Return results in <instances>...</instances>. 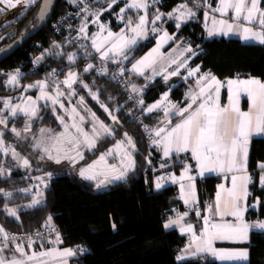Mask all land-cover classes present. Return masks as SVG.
<instances>
[{"label": "trees", "instance_id": "16d2710c", "mask_svg": "<svg viewBox=\"0 0 264 264\" xmlns=\"http://www.w3.org/2000/svg\"><path fill=\"white\" fill-rule=\"evenodd\" d=\"M40 1L38 0L31 10L28 9L24 15L2 29L0 33L3 37L2 46L12 41L35 16ZM211 1L215 3L217 0ZM81 3L83 8L105 9L110 0H84ZM123 3L124 1L121 0L102 14V19H107L114 29L120 28L121 25L116 23L112 14L119 12ZM180 3L188 4L197 12L188 19L177 37L187 40L193 52L198 53L193 61L194 64L200 63L202 70H209L222 79L241 75L257 77L264 81V45L243 43L238 38L208 37L204 23L207 11L202 0H155L151 11L159 10L164 13L165 29L172 33L175 31L174 21L168 20L165 14ZM261 5L264 8V0ZM67 8L62 0H57L51 20ZM82 12L86 15V12ZM51 20L27 39L20 48L0 61V109H2L0 117H7L8 126L3 132V138L14 142L23 153L31 150V139L22 138L25 134L22 130L26 122L29 123L28 117L24 115L9 117L3 101L20 95L27 85L35 84L37 81H47L48 88L55 93L59 84V90H62L65 96L71 94L74 98H79L80 102L83 98L85 107H88L87 109L95 114L96 119L105 125L113 122L112 116H115L117 118L115 131H125L134 141L135 166L126 179L114 182L111 190L98 192L95 182L79 176L70 167L53 164L49 168L23 170L14 158L0 153V167L5 168V174L0 175V189H3L0 192V224L7 231H34L46 226L48 217L51 216L53 225L50 226H55L59 230L63 247L86 248V251H79L70 264H264V231L257 230L251 232L249 242L241 244L249 249L247 263H219L208 253L183 260L176 259L187 238L176 228L165 229L164 224L174 211L175 214L182 213L185 205L179 198L177 186L169 185L160 191L154 188L158 168L161 163L168 162L161 160L159 164L155 163L157 168L155 172L148 166V146L142 131L131 120L133 110L131 102L110 73H100L101 62L109 66L123 67L133 78L136 86L140 84L145 87L144 110L145 105L156 101L172 85L161 78L147 82L128 70L129 65L152 46L154 38L150 37L147 41L140 42L123 61L100 60L84 40L72 41L67 34H57ZM45 50L48 51L44 52ZM50 53H62V55L56 56ZM69 54H75L74 61H68ZM39 57L42 58L37 62ZM89 60H93L95 65L85 72V65ZM13 70H20L22 74L18 84L9 86L6 84L7 72ZM53 70L57 77L49 75ZM68 71H76L80 75L71 89L62 83ZM190 81L193 80L180 81L173 87L172 98L181 101ZM38 89V87L29 88L25 93L35 94ZM93 94L96 96L95 99ZM38 114V119L31 121L32 130L46 125L60 126V119L51 107L46 105ZM144 115L153 128L158 114L144 113ZM177 118L176 116L175 119ZM13 127L22 132L21 137H17L11 131ZM99 153L97 149L89 155L93 157ZM155 156L162 158L157 152ZM177 158L179 160L173 162L170 167L175 171H179L187 162L186 155L174 157L173 160ZM263 161L264 136H257L251 143L249 169L254 177L252 198L260 197L261 217H264V189L259 188L255 181L261 171L259 164ZM6 170H11L10 174ZM51 172L53 177L47 179V185L43 187L44 195L40 197L41 203L28 207L34 197L33 188L39 189V186L35 185L37 177L44 175L45 178ZM219 181L220 178L217 176L198 179L199 190H204L206 198L213 199ZM24 189L29 191H22ZM5 193H11V196H6ZM5 205L7 208L16 209L19 219L7 215ZM255 213L250 210L252 216ZM186 219L196 228L200 227L193 213Z\"/></svg>", "mask_w": 264, "mask_h": 264}, {"label": "snow or ice", "instance_id": "6c2138e0", "mask_svg": "<svg viewBox=\"0 0 264 264\" xmlns=\"http://www.w3.org/2000/svg\"><path fill=\"white\" fill-rule=\"evenodd\" d=\"M22 0H0V3H6L8 8H15L17 4H20ZM29 2L34 3L35 0H29ZM72 3H75L76 0H71ZM117 0H110L108 4V8L110 9L113 4H115ZM262 0H219L218 6L213 9L214 12H219L221 16H225L232 12V21L229 22L227 19L216 20L213 18V24L219 25L218 28L214 27L209 30V35L222 33L224 35H228L229 33L238 32L243 40H255L261 44H264V8H261ZM155 3V0H153ZM149 7L148 0H131L130 3H126L124 8L120 9L121 14L125 13L127 9H144L145 14L139 16V20L135 23V26H132V20L129 18L128 21V30L132 33L131 36L127 35L125 31L122 29L119 34H114L111 31L107 33V36L103 38L99 43L95 38L92 40V47L100 53L101 59L109 58V54L112 53L114 55H123L124 59H127V55L125 53L126 49H130L131 46L137 43L138 38H144L146 36V25L148 23L147 20V9ZM181 9H187V11H180V14L176 16V20L178 21L176 27L179 28L180 23L185 17H191L195 15V13L187 8L186 4L180 6ZM211 7V5H208ZM3 9H0L2 11ZM107 9H100L99 11L91 13L96 16L97 19L99 15L106 11ZM84 12H88V8L85 7L82 9ZM44 10L41 9L38 19H44ZM169 17L173 16V13L168 14ZM207 18V13H206ZM121 19H123V15H121ZM161 19V15L157 14L154 19L151 21L153 25H155L157 20ZM87 27V23L85 22L81 28L80 32L85 33ZM101 31L104 30L103 25L100 26ZM153 32L156 31L155 27L152 29ZM174 37L169 36L167 32L163 34L161 40L157 42L156 48L152 49L146 56L142 57L140 60L136 61L135 64L132 65V69L139 73L143 74L145 68L153 67L158 61L159 57V49L161 47L162 42H166L167 40H171ZM108 45L105 48V45ZM103 49V50H102ZM185 51L191 53L193 56L196 55L195 52L192 51L191 47L185 49ZM52 55H62V53H50ZM42 57L37 58V62ZM68 61H74L75 54H69L67 56ZM171 63L176 64V60H172ZM187 61H181L176 71L169 73V75H178L179 69L181 67H186ZM94 66L92 64H88L84 69L85 72L91 70ZM102 73L106 72V69L100 70ZM124 69L121 68L120 72L123 73ZM155 74V69H153ZM200 71L199 66L195 69L188 70V76H193ZM50 73L49 75H53ZM21 73L19 70L16 71L15 74H9V78L6 81L8 85H16L18 84L19 77ZM115 78V77H113ZM77 74L69 71L67 77L62 81L67 88L71 89L73 83L76 82ZM164 79H168V75L164 76ZM203 85L199 87L198 93L191 96V103L188 104L187 108L179 109L177 113L181 119L179 123H176L174 126L170 128H157L154 129V133L156 137H160L159 140H154L155 144H163L164 147V156H169L172 151L177 153L186 152L189 149L192 153V158L197 161V166L199 168L200 175H203L205 172H229L234 173L231 177L232 187L225 188L223 184L219 186V191L216 194V202H215V212L219 214L221 217L225 215H231L236 218L238 223H210L209 217H204V229L203 231L197 235V233L193 229V225L182 224L183 216H186L187 213H184L181 216H178L175 220L169 219L167 223L164 224V228H171L173 225L180 226L181 233H189L191 234V239L188 245V248H195V251L192 255H195L199 252H210L214 256H218L220 259H247L248 252L247 250H242L238 252H218L213 248L212 242L216 239H233L244 241L248 239L249 225L244 223L243 221V212L244 208L241 207L240 201L247 197L248 195V185L252 180V177L247 173V160H248V152H249V143L251 138L254 135L264 134V82L259 79L250 78L247 80H228L227 87L229 92V105L221 106L219 103V93L220 88L223 86V83L218 80L215 76L211 75V73H206L201 75L197 80V85ZM28 88L38 87L40 89V97H37V101L39 99H47L51 100L53 105L59 103L60 107L63 108V103H60L59 97L64 95L63 92L59 90L60 85L57 84V92L55 96H51L48 94L46 89L49 87L47 81H37L35 84L27 85ZM87 87V85H84ZM133 91H137L135 87H133ZM246 93L247 97L250 101V107L248 111H242L239 107V96L241 93ZM214 93V94H213ZM167 93L164 94L163 99H167ZM93 98L96 96L93 94ZM37 101H34L32 97H28V102L24 105H12L11 100H4V107L10 109L11 116L15 117L18 112L23 113L28 117V120L31 121L34 117H37ZM81 103H83V98H81ZM142 104L143 101H140ZM193 105H196L193 108ZM161 106V102H157L154 105H151L147 108L148 112H152L154 109H158ZM103 107V105H102ZM172 108H175L176 105H172ZM107 111V109H105ZM73 113L76 112V109H72ZM0 113H2V109H0ZM93 118L95 119V114L93 113ZM111 115V113H109ZM165 115H168V109H165ZM58 119L63 122V117H58ZM81 121L84 119L80 117ZM116 117L112 116V120L116 121ZM170 123V122H169ZM0 125H4L7 127V117H0ZM65 132L60 133L59 136L55 137V143L52 147L56 148L57 155L53 156L51 154V149L49 147H44L43 151L48 154V159L54 160L56 163H60L61 157L60 153L64 150L60 145H68L70 150H77L80 144L83 142L88 148H92L95 146V137L101 135L99 131L93 128V137L90 138L87 132H84L83 129L73 123L71 125L72 128L76 130V135H72L69 132V126L65 124ZM100 129L103 130L106 134H112V130L107 127L103 122H99ZM11 131L17 136L21 137L22 132L28 133L30 132V123L25 124L24 129L18 131L15 127L11 129ZM48 130L41 129V132H45ZM3 133L0 132V151L8 152L9 149L4 147V142L2 139ZM80 136H83V141L80 140ZM126 137L127 144L131 146V148H135V144L132 141V138L128 136L127 133L124 134ZM23 138H27L26 136ZM34 147H40L41 144L37 143L33 145ZM117 147H120L118 143ZM13 156H18L15 149H11ZM77 156L81 159L83 158L82 154L77 150ZM112 150H109L107 155H111ZM124 155L128 157V162L125 164L123 159L121 161V170L117 173L116 165H109L108 168L112 173H117L112 175V180H122L125 178L127 172L134 167V160L131 159V153L125 151ZM44 157L42 156L41 159ZM64 159L72 160L75 163V159L67 154L63 156ZM105 161V155H101L98 161H95L92 165H89L87 168L80 169V176L94 180L96 179V173L94 171L95 167L102 162ZM23 165L25 167H29V160L23 159ZM259 168L261 169L262 174L260 175V183L264 186V162L259 164ZM190 171L189 167H185L184 173L179 177L180 181L187 179L189 182L194 180V177L188 175ZM235 173H242L241 175H236ZM3 174V169L0 168V175ZM51 176V173L48 174ZM43 182V178H38ZM107 179V175H106ZM162 177H158L155 183V187L160 189L162 187L161 180ZM173 182L177 181L175 176L170 177ZM111 182V181H109ZM103 181H101V184ZM46 186V185H45ZM100 184H97V187H100ZM181 195L185 200V203H189L188 197L194 194V183H189L188 189L189 191L185 192V185L183 183L180 184ZM3 189H0L2 192ZM22 191H29L28 189H24ZM6 196H11V193H5ZM42 196L41 192H37L36 196L33 197L32 202L28 207H33L39 205L41 200L37 197ZM212 210V206H209V211ZM5 211L7 215L16 217L19 219L17 215L16 209L7 208L5 205ZM199 215V213H197ZM51 216L48 217V221H51ZM115 228V224L112 225ZM255 227L264 229V222H258ZM0 235H2L4 243L0 245V264H28L30 261H36L37 264H47L46 261L43 260V257H59L61 258V264H67V261L63 258L71 257L75 255V252L72 249H65L62 252L58 250H49L47 252L36 253L33 252L29 255L24 248L22 243L16 244V252L20 253L21 257H27V259L21 258H13L6 259L3 257L2 253L5 248H7V241L9 239L15 240V237H10L9 234L5 231L3 226H0ZM39 235V234H37ZM57 241H59V233H57ZM32 241L29 239L28 246L31 247ZM83 251V249H81ZM177 260L184 259L183 256H177Z\"/></svg>", "mask_w": 264, "mask_h": 264}, {"label": "crops", "instance_id": "0c3cea01", "mask_svg": "<svg viewBox=\"0 0 264 264\" xmlns=\"http://www.w3.org/2000/svg\"><path fill=\"white\" fill-rule=\"evenodd\" d=\"M62 1H63L64 4H66L67 7H69V6H71V5L75 4V3L83 2L84 0H76L75 3H72L71 0H62ZM120 1L121 0H117V2L115 4H113L111 8H113ZM123 1H124V3H123L121 8H124L126 3H130L131 2V0H123ZM157 1H160V0H157ZM202 2L204 3V8H206V11H207L206 12L207 13V18H206V13H205L204 23H205V28H206L205 32H206V35L208 37H224L226 39L238 38L243 43H258V44H261V43H259L258 41H255V40H247V41L243 40L241 38V36H240V33H238V32L229 33L228 35H224L222 33H219V34H213V35L210 36L208 34L209 30L213 29L214 27H216V28L219 27L218 24L217 25L213 24V18H215L217 21L223 18V19L229 20V22H233L232 21V12L229 11V13L227 15L222 17L219 12H214L213 11V9H215L218 6L219 0H217L215 3H213L211 0H202ZM148 4H149V7L147 9V20H148V23L146 25V36L144 38H138L137 43L135 45L131 46L130 49H126L125 53H126V55L128 57L130 52H131V50L134 47H136L140 42L147 41L150 37H153L154 38V43L152 44V46H150L141 56H139L137 59H135L129 65L128 70H129L130 73H132V74H134V75H136L138 77H142L143 80H145L147 82H153V81H155L157 79H160V78L165 80L164 76L168 75V79L165 80V81L166 82H170L172 84V85H170V87H168V89L166 91H164L160 95V97L156 101L144 106L145 113L158 114V119H157L155 125L153 126L152 130L157 129V128H168L170 130V128L172 126H174L176 123L180 122L181 117L177 113L179 112V109L187 108L188 104L191 103V96L196 94V93H198L199 87L203 86L202 84L201 85H197V80L199 79V77L201 75H204L206 73H211V75L215 76L218 80H220L223 83V86L220 88V93H219V103H220L221 106L229 105V92H228V87H227V81L228 80H235V79L247 80V79H250V78H255V79H259L260 81L264 82L263 80H261L260 78H257V77L241 76V75L230 76V77L222 79V78L214 75L209 70H202L200 63H198V64H194L193 63V61H194V59H195V57L197 56L198 53L195 52L196 55L193 56L191 53L185 51V49L191 47L190 43L187 40L183 39L182 37L180 39L177 38L181 28L186 24V22L190 18V17H185L182 21H179V23H180L179 28L176 27V25L178 23V21L176 20V16L180 14V11H187V9H181L180 6L183 5V4H186V3L178 4L170 12L165 14L167 16L168 20H173L174 21L175 31L172 32V33L168 32L165 29V22L163 21L164 20V13L160 12L159 10H155L153 12L151 11L152 6L154 5L153 0H148ZM186 5H187L188 9H191L195 14L197 13L194 10V8H192L188 4H186ZM208 5H211V7H208ZM260 6H261V8H263L262 5H260ZM105 9L110 10L108 8V6ZM91 11H94V9L89 8L88 12L85 15V22L87 23V27H86V30H85V33H84V34L87 35V40L85 39L86 40L85 42L88 43L89 46H91V47H92L93 38H95L97 40V42L99 43L101 40H103L104 37L107 36V33L109 31H111L114 34H119L121 32V30L123 29L127 35L131 36L132 33L128 30V27H127L129 18H131V20H132V26H135V23H137L138 20H139V16L145 14V10L144 9H134V8L133 9H127L125 11V13H123V14H121L120 10H119V12H114L112 14L113 15L112 18L116 21V23L118 25H121L120 28L114 29V28L111 27V25H110V23H109V21L107 19L106 20H102V14L105 11H103L99 15L98 19H97L96 16L91 14ZM169 13H173V16L169 17V15H168ZM157 14L161 15V19L157 20L155 25H153L151 23V21L154 19V17ZM121 15H123V19H121ZM85 22L83 21L82 25ZM98 22H101L103 24V27H104L103 31H101V29H99V30L96 29L97 26H96L95 23H98ZM153 27H155V29H156L155 32L152 31ZM165 32H167L169 36H172L174 38L171 39V40H167L166 42H162L161 47L159 49V54H158L160 58L158 59L157 63L155 65H153V67L145 68L144 71H143V74H139V73L135 72L132 69V65L135 64L136 61L140 60L142 57L146 56L149 52L152 51V49L156 48L157 42L161 40V37L163 36V34ZM86 35H85V37H86ZM262 45H264V44H262ZM107 47H108V45L106 44L105 48H107ZM92 49L96 53V57L98 59L102 60L101 56H100V53H98L95 50V48L92 47ZM191 49H192V47H191ZM192 51H193V49H192ZM107 59H109L110 61H114V62L115 61H123V60H125L123 55H114L112 53L109 54V58H107ZM103 60H106V59H103ZM172 60H176L177 63L176 64L171 63ZM184 60L187 61L186 67H181L179 69V74L178 75H169V73L176 71L178 64L181 61H184ZM197 66H199L200 71L198 73H196L195 75H193V76H188V70L195 69ZM86 67H87V63L85 65V68ZM153 69H155V74H154ZM16 71L17 70H15L13 72H16ZM68 72H67V74H68ZM71 72H74V73L77 74V79H76V82H77V80L79 79V76H80L79 73L76 72V71H71ZM20 73L22 74L21 71H20ZM67 74L65 75L64 79L67 77ZM187 79H191L193 81L192 82L190 81V83H189V85L187 87L188 89L186 91L185 96L183 97V99L181 101L178 102L176 99L172 98L171 89L173 87H175L176 85H178L180 83V81L187 80ZM75 83H73V85ZM9 86H15V85H9ZM137 87L139 88L140 92L142 94H144L145 87L143 85H140V84L137 85ZM26 89H29V88L26 87L24 89V91L20 95L14 97V98L9 97V98H7V100L10 99L12 105H21V106H24L28 102V97H32V99L34 101H37V97H40V95H41L40 89H38L35 94H26L25 93ZM46 91L51 96H55L56 95V93L53 90L49 89V88H47ZM61 92H63V91L61 90ZM165 93L168 94L167 95V99H163ZM59 100H60V103H63V105H64L63 108L60 107L59 103L53 105L51 100L39 99L37 101V109H38L37 116L39 115L38 113L41 111V109L44 108L46 105L51 107V110L57 116H58V114L59 115L63 114L65 111L67 112V110L69 111V110H72L73 108H75V109L77 108V110H81L84 113H85V111L87 112V107H85V105L80 102L79 98H76V97L74 98L71 94H68V96H65V94H64V95L59 97ZM157 102H161L160 108L154 109L152 112H148L147 108L149 106H151V105L156 104ZM75 103L79 104L78 105L79 107L76 106ZM80 103L82 105H80ZM238 103H239V107H240V109L242 111H248L249 110L250 101H249L246 93L242 92L240 94ZM42 104H43V106H41ZM172 105H176V107L172 108L171 107ZM195 107H196V105H193V108H195ZM5 109L8 111V116L13 118V116H11V114H10V109L9 108H5ZM165 109H168V115L167 116L165 115ZM17 115H24V114L21 113V112H18ZM176 116L178 117L177 119H175ZM35 119L33 118L31 121H34ZM31 121H29V123H30V132H33L32 126H31V124H32ZM110 123H107L106 125H109ZM115 124L117 125V123H115ZM115 126H114V130L116 128ZM41 127H43V126H41ZM34 131H36V130H34ZM37 132H38V130H37ZM257 136H264V134L254 135L251 138L250 143H249V152H250V148H251L252 139L254 137H257ZM104 137L107 138V139H110L109 137H106V136H104ZM29 138L31 139L30 136H29ZM29 138L27 140H29ZM2 139H4L3 136H2ZM103 139H101V140H103ZM98 141H99V139H98ZM3 142H4V147H7L9 149V151L5 152V153H3V151H0V153L8 154L9 156H11L14 159H15V156L12 155L11 149H15L16 153H18L19 155L21 154L20 151H17L18 147H17V145L15 143H13V145H8V144L5 143V140H3ZM107 144L103 143V145L98 150L100 151ZM249 152H248V160H247V173L252 177V180L249 183L248 188H247V191H248L247 197L240 201L241 207H243L245 209L244 212H243V221H244V223H246V224H248L250 226L249 227V232H248V239L244 240V241L233 240V239H216V240H213V242H212L213 248L216 249L218 252H238V251H242V250H247L248 257H247V259H232V260L223 259L222 260L218 256L212 255V253H210V252H200V253H198V254L208 253V254H210L212 256V258L216 259L219 263H247L249 261V249L246 246L241 245V244H245V243L249 242L250 235H251L252 231H256V230L257 231H264V229H260V228L255 227V225L258 222H264V217H261L260 214H259L260 213V207H261L260 197L259 196H255V197L252 198V196H253L252 195L253 194L252 184L254 183V177L252 176V173H251V171L249 169ZM22 154H23V152H22ZM161 155H162V160L165 161V162L167 161L168 163H166V164L165 163H163V164L161 163L160 167L158 168V173H157V175L155 176V179H154V188L157 191H160V190L164 189L165 187H167L169 185L177 186L178 189H179V198L182 201V203L185 205V210L182 213H176L175 214V211H174L173 215H171L169 217V219L175 220L178 216H181L184 213H187L186 216H183L182 224H184V225H188V224L193 225V229L197 233V235H199L204 229V217L205 216L209 217L210 223L219 224V223L228 222V223L235 224V223L239 222V221L236 220L235 217H233L231 215H225V216L221 217L219 214H216L215 207H214L215 206V202H216V194L220 190L219 186L221 184H223L226 189L227 188H231L232 187L231 177H232V175L234 173H229V172L219 173V172H214L213 171V172H205L203 175H200L199 168L197 166V161L192 158V153H191L190 149L188 151H186V152H179V153H177L175 151H172L170 153V155L166 157V156H164V147H162ZM181 155H186L187 156V162L185 163L184 167L181 168L179 171H175L173 169H170V167L172 166L171 164L173 162H175V161L177 162L179 160V158H177L176 160H173V158L181 156ZM20 158H22V156ZM185 167H189L190 168V171H189L188 175L194 177V180L191 181V182H189L187 179H185L183 181L179 180V177L181 176V174L184 173ZM6 172L8 174H10L11 170H6ZM4 174H5V171H4ZM235 174L236 175H241L242 173H235ZM261 174H262V172L260 171L258 173V175H257V179H256L255 182H256V185L259 188L264 189V186H262L261 183H260V175ZM172 176H175L177 178L176 182H173L170 179V177H172ZM208 176H217V177L220 178L219 183H217L216 191H215V195H214L213 199L206 198V194L204 193V190L200 191L199 187H198V179H203V178H206ZM158 177H162L163 178L160 181L161 184H162V187L160 189H157L155 187V183H156ZM181 183H183L185 185V192L186 193L189 191V189H188L189 183H194V185H195L194 194L188 197V199H189V203L188 204H186L185 200L182 198L181 188H180V184ZM33 196H36L35 192H33ZM30 204H31V202L28 205H30ZM209 206H212V210L211 211H209ZM250 210L256 212L254 216H252L250 214ZM192 213L199 221V226H200L199 228H196L192 222L187 221V219H186V218H188L189 214H192ZM197 213H199V215H197ZM168 220L166 221V223L168 222ZM47 225H53V223L52 222H48ZM0 226H2V225L0 224ZM172 228H176L181 235H184L187 238V242H186V244L184 245V247L182 249L184 250V249L188 248V245H189V242H190V239H191V234H189V233H181L179 225H173L171 228H168V229H172ZM5 231H7V230L5 229ZM15 248H16V246H7V248H5L3 253H2L3 257L6 258V259L21 258V259H25L26 260L27 257H21L20 253L16 252ZM24 248H25V251L29 255H31L33 252L41 253V252H47L49 250H58V251L62 252L65 249H72L75 252V255L71 256V257L63 258V259H65L67 261V264H70L71 260L78 255V252L81 251V249H83V251H86V248H83V247H78V248L63 247L62 246V241L60 240V238H59V241H57V238H55L52 241L46 242L44 244L33 243L31 245V247H29L28 245H24ZM182 249L179 252L178 256H183L184 259H185L187 257H186V255H185V253H184V251ZM194 251H195V248L193 247V248L189 249V251H188L189 253L188 254H190L191 256L198 255L197 253H196V255H192V253ZM43 260L46 261L47 264H61V258H59V257H56V258L43 257ZM28 264H37V262L36 261H30V262H28Z\"/></svg>", "mask_w": 264, "mask_h": 264}, {"label": "rangeland", "instance_id": "374dc122", "mask_svg": "<svg viewBox=\"0 0 264 264\" xmlns=\"http://www.w3.org/2000/svg\"><path fill=\"white\" fill-rule=\"evenodd\" d=\"M38 0H35L34 3L29 2V0H22V2L20 4H17V6L15 8H8L6 3H0V9H3L2 11H0V33L2 32V29L8 25L11 22H14L17 20V18H20L22 15L25 14V12L30 9L31 7L37 2ZM13 2H15V0H13ZM100 9H94V11L92 12H96L99 11ZM104 20V19H102ZM85 22V19H84ZM96 24V29H101V25H103L101 22L95 23ZM12 31V30H11ZM86 40H87V35H86ZM85 40V41H86ZM2 42H3V37L0 36V48L2 47ZM57 44V43H56ZM59 44V43H58ZM48 50H45L44 52H47ZM15 71V70H13ZM7 72V79L9 78V74H15L16 72ZM20 72V71H19ZM71 100V99H70ZM76 106H78L79 104L75 103ZM80 105H82L80 103ZM79 107V106H78ZM88 108V107H87ZM93 113L90 111V109H87V112L85 111V113L81 110H77L76 108V112L73 113L72 110H67V112L65 111L63 114H58V117H63V122H61L60 120V126L59 127H55V126H50V125H46L43 127L38 128V132L37 130L33 132H28L25 133L23 135V137H27L26 139L29 138V136L31 137V150H27L26 153L22 154V150L21 149H17V151H20L21 154L18 156H15V159L18 161V166L20 168H22L23 170H26V168L29 169H43V168H49L51 165L53 164H60L63 167H70L71 169H73L74 171H76V173L80 176V169L81 168H87L89 165H92L95 161H98L101 155H105V161L102 162L101 164L97 165L94 169L95 173H96V179L91 180L93 182H95L96 186L97 184H100V187H97L98 192H104V191H109L112 189V184L114 182H117L119 180H112L111 177L112 175H115L118 173L119 170H121V161L123 159L124 163L126 164L128 162V157H126L124 155L125 151L130 152L131 153V159L134 160V166H135V156H134V152L136 150V146L135 148H131L130 145L127 144L126 141V137L124 136V134L126 133L125 131H119L116 132L114 130V126H115V121L111 122L109 125H106L107 127H109L112 130V134H106L103 132L102 129H100L99 127V120L93 118ZM39 116L34 117V119H38ZM80 117H83L84 119L81 121ZM75 123L77 125H79L84 132H87L89 137L92 138L93 137V128L95 126V129L97 131H99L101 133L100 136L95 137V146L92 148H88L83 142L80 144L79 148L77 149L83 156V158L81 159L79 156H77V150H70L69 146L64 144V145H60V147H62L64 150L59 154L61 157L60 163H56L54 160L48 159V154L45 153L43 151L44 147H49L51 149V154L53 156L57 155V151L55 147H52V145L55 143L54 138L59 136L60 133L65 132V124H67L69 126V132L72 135H76V130L74 128L71 127V125ZM104 124V123H103ZM8 129V126L5 127L4 125H0V132H4ZM41 129H45L48 131L45 132H41ZM128 134V133H127ZM119 135V136H117ZM109 137L111 139H107L105 138ZM115 136H117L115 139H113ZM129 137H131L128 134ZM22 137V138H23ZM81 141H83V136L79 137ZM104 138V139H103ZM24 140H26L25 138H23ZM99 139V141H98ZM103 139V140H101ZM3 140H8V139H3ZM133 141V140H132ZM12 142V141H11ZM21 143L24 144L23 140H21ZM40 143L41 146L40 147H34L33 145ZM103 143L107 144L104 148H102L100 150L99 155L97 156H93L89 155L93 152H95V150L99 149ZM118 143L120 144V147H117ZM134 143V141H133ZM11 145H13V142L11 143ZM11 148V147H10ZM109 150H112V154L111 155H107V153L109 152ZM162 152V149H161ZM3 153H5L3 151ZM67 154L71 157H73L75 159V163L72 162V160L69 159H64L63 156ZM22 156V158H20ZM44 157L43 159H41V157ZM90 157H92L90 159ZM28 159L29 160V167H25L23 165V159ZM86 159H90L88 161H85ZM22 165V166H21ZM109 165H116L117 168V173H112L110 171V169L108 168ZM3 169V174L5 171V168L0 167ZM134 168V167H133ZM130 169L125 178L126 179L129 175V173L133 170ZM2 174V175H3ZM1 175V176H2ZM106 175H107V179H106ZM47 177L44 178V175L42 176H38L36 179V183L35 185H37V187L39 186V189L34 188L35 193L37 192H41L42 193V197L44 195V191H43V187L45 185H47V179L50 180L53 177V173L51 172V176H48V174L46 175ZM42 177L43 178V182L38 179ZM89 180V179H88ZM123 180V179H122ZM101 181H103V183L101 184ZM111 181V182H109ZM40 187L42 188L40 190ZM41 197V196H40ZM40 197H37L38 199ZM52 218V217H51ZM49 222V221H48ZM52 222V219L51 221ZM7 232V231H6ZM2 237V235L0 236ZM52 241V240H50ZM49 242V241H47ZM183 250V249H182ZM186 257H193L190 254H188L189 252V248H186L183 250ZM200 253V252H199ZM198 254V253H197ZM196 255V254H195ZM186 259V258H185Z\"/></svg>", "mask_w": 264, "mask_h": 264}, {"label": "built area", "instance_id": "2783aa9c", "mask_svg": "<svg viewBox=\"0 0 264 264\" xmlns=\"http://www.w3.org/2000/svg\"><path fill=\"white\" fill-rule=\"evenodd\" d=\"M82 3H75L67 8L66 11L58 14L53 20H51L52 27L55 29L57 34H67L68 37L71 38L72 41H80L86 39L84 33H81L79 30L82 26V23L85 19V15L82 12L83 6ZM88 64L95 65L93 60H89ZM123 68L121 66H109L105 62H101V69H106V72H101V74L110 73L114 78V80L120 84L123 91L126 93L128 100L132 104V112H131V120L135 123V125L142 131L143 136L146 140L148 146V166L152 168V171H156L155 163L159 164L162 160L161 157H156L155 152H157L160 156L161 149L163 144H155L154 140H159L160 137H156L154 131L152 130L149 122L144 118L145 111L143 110L144 104V96L140 92L139 88L136 86L133 78L127 74V72H120V69ZM53 73V71H52ZM54 77H57V74H53ZM133 87L137 91H133ZM140 101H143L141 104ZM141 110H143L141 112ZM7 141V142H6ZM5 143L11 145L10 140H5ZM14 143V142H13ZM10 237H15V240L9 239L7 241L8 246H16L18 243H22L23 245H28L29 239L33 243L44 244L47 241L53 240L57 238V233L60 232L55 226L46 225L42 228L36 229L34 231H7ZM39 234V235H37ZM61 239V238H60ZM4 243L3 237H0V245ZM32 243V244H33Z\"/></svg>", "mask_w": 264, "mask_h": 264}, {"label": "water", "instance_id": "95a60500", "mask_svg": "<svg viewBox=\"0 0 264 264\" xmlns=\"http://www.w3.org/2000/svg\"><path fill=\"white\" fill-rule=\"evenodd\" d=\"M56 3L57 0L40 1V5L35 16L22 29L21 33L8 44L0 48V61L10 56L14 51L20 48L27 39L32 37L34 34L40 31L47 23L50 22ZM41 9H43L45 13L43 20L38 19V15Z\"/></svg>", "mask_w": 264, "mask_h": 264}, {"label": "flooded vegetation", "instance_id": "af4514ba", "mask_svg": "<svg viewBox=\"0 0 264 264\" xmlns=\"http://www.w3.org/2000/svg\"><path fill=\"white\" fill-rule=\"evenodd\" d=\"M26 25H27V24H26ZM31 27H32V26H31ZM31 27H30V28H31ZM23 28H24V27H23ZM23 28H22V29H23ZM30 28H29V29H30ZM29 29H28V30H29ZM21 31H22V30H21ZM21 31H20V33H21ZM20 33H19V34H20ZM19 34L15 35V37H17Z\"/></svg>", "mask_w": 264, "mask_h": 264}]
</instances>
